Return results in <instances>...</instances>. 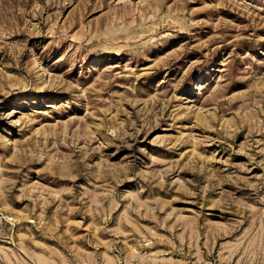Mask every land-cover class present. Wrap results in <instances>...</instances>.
Listing matches in <instances>:
<instances>
[{
  "label": "rangeland",
  "instance_id": "rangeland-1",
  "mask_svg": "<svg viewBox=\"0 0 264 264\" xmlns=\"http://www.w3.org/2000/svg\"><path fill=\"white\" fill-rule=\"evenodd\" d=\"M0 264H264V0H0Z\"/></svg>",
  "mask_w": 264,
  "mask_h": 264
}]
</instances>
